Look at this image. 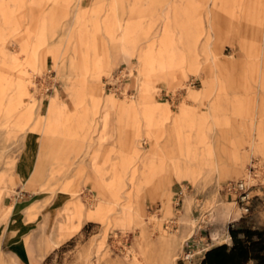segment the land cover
<instances>
[{"label": "rangeland", "instance_id": "obj_1", "mask_svg": "<svg viewBox=\"0 0 264 264\" xmlns=\"http://www.w3.org/2000/svg\"><path fill=\"white\" fill-rule=\"evenodd\" d=\"M232 231L264 235V0H0V264H200Z\"/></svg>", "mask_w": 264, "mask_h": 264}, {"label": "trees", "instance_id": "obj_2", "mask_svg": "<svg viewBox=\"0 0 264 264\" xmlns=\"http://www.w3.org/2000/svg\"><path fill=\"white\" fill-rule=\"evenodd\" d=\"M241 232H231L233 239L232 248L227 244L209 250L200 264H248L255 260L258 264H264V235L252 231L243 232L245 239H239ZM258 236L256 242L253 239Z\"/></svg>", "mask_w": 264, "mask_h": 264}, {"label": "built area", "instance_id": "obj_3", "mask_svg": "<svg viewBox=\"0 0 264 264\" xmlns=\"http://www.w3.org/2000/svg\"><path fill=\"white\" fill-rule=\"evenodd\" d=\"M134 71L131 72L130 67H124L122 69H119L115 74H113L110 78L106 79L104 81L105 88H108L111 91H114L115 93L124 95L126 93L127 96H133L135 95V91L133 90H126L127 84L132 80ZM48 78V77H46ZM52 80H48L45 83V91L50 92L54 90L53 82ZM225 190L227 194L230 195H238V196H244L246 193V186L244 182H237V183H230L225 187ZM186 188L180 187L174 195V204L178 206L186 194ZM246 197H243V200H245Z\"/></svg>", "mask_w": 264, "mask_h": 264}, {"label": "crops", "instance_id": "obj_4", "mask_svg": "<svg viewBox=\"0 0 264 264\" xmlns=\"http://www.w3.org/2000/svg\"><path fill=\"white\" fill-rule=\"evenodd\" d=\"M96 90L97 91L93 92L95 94V98H94L95 102L106 103V98L101 96L98 89H96ZM61 106H62V103L58 100H55L54 103L52 104L51 108L56 109L58 111V115H59V110H60ZM17 172H18V174L14 178L17 187H19V188L24 187L25 191H27L29 193H33V190H35L37 188L36 187L37 184L33 180V174H34L35 170L32 167L31 161H29L28 157H25L19 163L18 168H17ZM29 229H31V228H29ZM29 229L20 227L19 232L22 230L24 231V230H29ZM10 237L11 238L9 240V244H10L9 248H12L13 254H15L18 257L24 255L25 247H24L23 237L19 236V235L14 236V237L10 236Z\"/></svg>", "mask_w": 264, "mask_h": 264}, {"label": "bare ground", "instance_id": "obj_5", "mask_svg": "<svg viewBox=\"0 0 264 264\" xmlns=\"http://www.w3.org/2000/svg\"><path fill=\"white\" fill-rule=\"evenodd\" d=\"M31 82H32V88H31V89H32V91H33V84H34V83H33V80H31ZM111 94H112V93H111ZM134 99H135V97L131 96L130 99H128V100H134ZM133 107L136 109L137 107H139V105H133ZM137 109H138V108H137ZM245 186H246V185H245ZM128 209H129V208H128ZM128 209L124 212V216H125L124 218H125L126 220H129V219H132V220H133V216L131 215V212H130ZM225 244H227V243H226V241L224 240L222 245H225Z\"/></svg>", "mask_w": 264, "mask_h": 264}]
</instances>
